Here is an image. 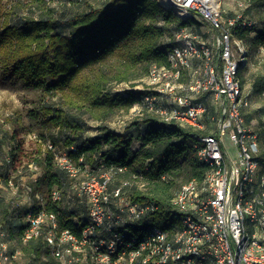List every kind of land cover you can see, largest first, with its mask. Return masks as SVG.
<instances>
[{
  "label": "built area",
  "instance_id": "obj_1",
  "mask_svg": "<svg viewBox=\"0 0 264 264\" xmlns=\"http://www.w3.org/2000/svg\"><path fill=\"white\" fill-rule=\"evenodd\" d=\"M158 1L191 22L175 31L169 64L150 66V91L139 109L201 131L197 157L209 169L202 180L190 179L176 190L171 199L176 221L164 230L142 224L157 205L133 200L130 179L114 181L125 167L95 172L59 149L54 160L72 180L66 198L73 193L84 207L82 226L77 232L60 229L59 212L30 200L31 187L21 177L15 181L11 176L6 183L0 178V186L13 193L12 207L26 205L21 240L41 236L55 264H264V114L253 124L243 113L249 101L239 71L248 57L244 45L233 48L230 30L235 25L251 29L254 22L243 13L223 17L220 0ZM203 22L213 33L192 29ZM225 135L236 149L234 158L224 145ZM41 172L29 164L30 181ZM49 196L59 201L62 190L55 187ZM6 236L0 226V264H11L20 254Z\"/></svg>",
  "mask_w": 264,
  "mask_h": 264
},
{
  "label": "trees",
  "instance_id": "obj_2",
  "mask_svg": "<svg viewBox=\"0 0 264 264\" xmlns=\"http://www.w3.org/2000/svg\"><path fill=\"white\" fill-rule=\"evenodd\" d=\"M1 1L0 77L39 92L41 98L31 112L40 139L33 154H23L14 135L0 128V151H3L0 178L6 183L13 176L16 181L21 173L29 171L30 163L37 164L41 175L34 182H26L31 187L29 199L48 211L59 212L60 229L77 232L85 210L73 193L66 198L72 180L55 163L54 151L67 150L77 165L88 166L95 172L112 165L125 167L114 181L130 179L129 194L133 200L158 206L142 224L171 230L176 221L171 212L176 190L190 179L202 180L209 169L197 157L196 137L201 131L163 121L155 112L142 107L132 122L135 134L115 132L105 124L99 125L94 135L84 133L87 119L103 123L117 110L128 111L150 91L147 83L150 66L169 64L167 53L175 44V31L191 20L181 19L158 0L86 3V8L74 10L63 19L56 18L52 9L14 19ZM251 20L254 22L251 29L231 26L232 36L242 38L253 31L257 24ZM199 25L192 29L201 33ZM252 44H264L263 31ZM240 79L243 84L245 79ZM120 82L129 83V88L114 92L112 86ZM138 83H143V87L134 88ZM251 87L255 93H264V75H256ZM55 95L58 102L44 100ZM245 117L252 120L248 115ZM134 136L140 143L136 150L131 148ZM49 143L53 149L48 148ZM70 146L76 150H70ZM6 156L9 163L5 162ZM55 187L62 190L59 201L49 196ZM13 198V194L10 198L0 194V226L6 229L11 249L20 250L11 264H26L20 260L29 258L33 264H55L41 236L22 242L26 205L12 207ZM74 216L78 217V223H74Z\"/></svg>",
  "mask_w": 264,
  "mask_h": 264
},
{
  "label": "rangeland",
  "instance_id": "obj_3",
  "mask_svg": "<svg viewBox=\"0 0 264 264\" xmlns=\"http://www.w3.org/2000/svg\"><path fill=\"white\" fill-rule=\"evenodd\" d=\"M85 1V2H84ZM103 0H2L1 4L5 11H10L11 18L18 16L40 14L41 12H49L53 10L52 14L59 19H63L66 15L86 8V3L97 5ZM223 17L227 14L243 13L245 17L253 19L257 27L247 33L244 37L232 36L233 48L244 45L246 49L248 60L246 65L241 69L240 77L245 79L243 82V89L247 95L249 105L244 109L243 113L252 117L253 124L256 123L257 118L264 114V93L258 94L252 90L251 81L258 75H264V44L254 46L252 44L254 38L258 37L260 32H264V0H220ZM246 12V13H245ZM201 32L213 33L210 26L203 22L198 27ZM186 76H184L185 79ZM114 92H124L129 88V83L120 82L114 84ZM143 87V83H138L134 88ZM40 93L22 86L20 83L11 80H2L0 77V128L5 129L9 134L14 135L22 148L23 154H33L36 151L39 142V128L36 119L32 117L31 112L39 105ZM44 100L47 102H58L59 98L55 96H46ZM140 104L135 103L128 111L117 110L111 114L107 119L100 123L98 120L87 119L86 130L84 135L91 136L98 132V126L105 124L115 132L120 133H136V127L132 122L136 119L140 112ZM256 126V125H255ZM142 128V126H139ZM39 139V140H38ZM140 143L134 140L131 148L136 150ZM224 145L227 148L231 157L236 156V149L228 136H224ZM2 150L0 151V158L2 157ZM22 180L27 182L30 178L29 171L21 173ZM0 194L5 198L12 196L11 190L0 186ZM81 216V214H80ZM30 259V258H29ZM21 259V262L26 264H33L30 260Z\"/></svg>",
  "mask_w": 264,
  "mask_h": 264
}]
</instances>
